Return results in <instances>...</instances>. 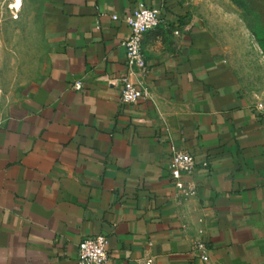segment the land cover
Listing matches in <instances>:
<instances>
[{
    "label": "crops",
    "instance_id": "obj_1",
    "mask_svg": "<svg viewBox=\"0 0 264 264\" xmlns=\"http://www.w3.org/2000/svg\"><path fill=\"white\" fill-rule=\"evenodd\" d=\"M142 2L162 22L131 80L153 99L125 104L109 80L128 74ZM41 26L43 74L0 126V264H76L96 234L108 264H264V118L192 1L43 0ZM173 144L197 160L192 197L170 175Z\"/></svg>",
    "mask_w": 264,
    "mask_h": 264
},
{
    "label": "rangeland",
    "instance_id": "obj_2",
    "mask_svg": "<svg viewBox=\"0 0 264 264\" xmlns=\"http://www.w3.org/2000/svg\"><path fill=\"white\" fill-rule=\"evenodd\" d=\"M42 1L0 0V126L43 74ZM191 1L196 16L219 34L247 98L264 118V1Z\"/></svg>",
    "mask_w": 264,
    "mask_h": 264
},
{
    "label": "built area",
    "instance_id": "obj_3",
    "mask_svg": "<svg viewBox=\"0 0 264 264\" xmlns=\"http://www.w3.org/2000/svg\"><path fill=\"white\" fill-rule=\"evenodd\" d=\"M113 19H119L118 15H113ZM126 22L131 27L130 37L123 42L126 49L128 74L109 80L117 85L121 83L120 99L125 104L137 103L141 98L153 99L150 90L140 82L131 80L132 74H138L146 68V56L143 42L146 33L155 30L162 22L161 10L151 7L145 3H140L139 7L126 17ZM72 88L82 90V81H76ZM208 165V162L204 163ZM197 167L195 156L185 150L172 145L170 154V175L175 187L183 197L196 195L197 188L194 182L188 180ZM202 233V232H201ZM108 237L104 234L85 235L79 244V254L76 264H108ZM192 249L195 255L207 261L209 259V246L202 237L192 238ZM142 264H156V257L148 255L143 258Z\"/></svg>",
    "mask_w": 264,
    "mask_h": 264
},
{
    "label": "bare ground",
    "instance_id": "obj_4",
    "mask_svg": "<svg viewBox=\"0 0 264 264\" xmlns=\"http://www.w3.org/2000/svg\"><path fill=\"white\" fill-rule=\"evenodd\" d=\"M19 3H22V0H17Z\"/></svg>",
    "mask_w": 264,
    "mask_h": 264
}]
</instances>
